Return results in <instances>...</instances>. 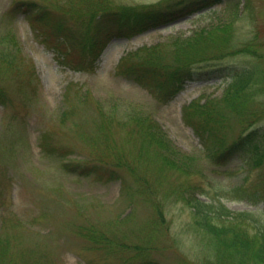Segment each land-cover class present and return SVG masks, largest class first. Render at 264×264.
Segmentation results:
<instances>
[{"label":"rangeland","instance_id":"374dc122","mask_svg":"<svg viewBox=\"0 0 264 264\" xmlns=\"http://www.w3.org/2000/svg\"><path fill=\"white\" fill-rule=\"evenodd\" d=\"M24 1L44 6L48 2L0 0V88L7 98L0 103V264H132L130 257L140 253L156 264H204L205 260L209 264L217 260L218 245L204 244L200 237L203 230L187 203L195 196L205 202L218 200L233 213L250 211V230L264 225L262 202L254 205L251 199L238 200L229 193L243 176L249 184L256 181L258 171L240 160L212 166L183 117L186 106L194 101L202 104L206 97L223 105L221 96L231 91L226 73L256 65L253 55L239 53L253 31L262 46L248 50H257L264 58V0H223L164 26L111 36L90 65L93 70L66 65L47 48L15 7ZM109 1L142 6L163 0ZM63 3L67 8L80 7L76 0ZM59 6L53 8L52 20L66 18ZM236 16L232 50L222 48L223 57L200 66L220 70L222 76L203 73L186 81L176 94L160 99L116 75L124 56L157 44L169 53L177 40ZM69 18L68 25L79 33ZM77 91L82 97L75 96ZM159 132L161 136H155ZM161 139L175 150L173 154ZM114 149H120L128 162L134 160L139 169L136 177L122 172L120 179L107 181L105 170L111 169L102 168L106 161L100 160ZM152 159L161 164L151 163ZM97 162L103 178L68 172L74 164ZM146 179L152 190L141 191ZM201 190L204 195H197ZM157 201L159 209L153 206ZM90 231L111 239L112 251L95 247L98 242ZM137 245L147 249L137 251Z\"/></svg>","mask_w":264,"mask_h":264},{"label":"trees","instance_id":"16d2710c","mask_svg":"<svg viewBox=\"0 0 264 264\" xmlns=\"http://www.w3.org/2000/svg\"><path fill=\"white\" fill-rule=\"evenodd\" d=\"M60 1L48 0L45 6L37 1H24L16 3L15 7L25 15L24 18L34 28L36 35L41 37L44 45L59 54L62 62L69 66H85L87 62L92 65L111 35H131L155 28L223 0H163L142 6H119L109 0H76L79 9L69 4L67 8L64 0ZM224 1L228 3L231 0ZM57 5H62L59 7L66 18L61 16L52 20L53 8L58 7ZM237 16L228 23H211L191 38L177 40L169 53L162 51V45L157 44L141 49L145 53L139 57L134 56L140 51L124 56L116 67V75L132 80L160 99L162 95L176 94L186 81L198 79L204 76L203 73L214 77L222 76L220 70H209L200 66L223 57L220 51L222 48H226V51L232 50V36L236 28L232 35L231 33ZM68 18L76 22L80 28L79 33L72 29V25H68ZM6 39L9 44L11 39L8 35ZM249 46H262L257 32L253 31L250 39L239 48V53L253 55L256 65L227 71L226 74L231 78L228 84L231 91L221 96L223 105H214V99L206 97L202 104L194 101L186 106L183 117L199 138L201 148L208 154L212 166H225L234 160H240L249 170L258 171L256 181L252 184L247 183V176H243L238 186L230 188L232 190L229 193H234L231 197H237L238 200L248 198L254 205L259 202L264 205V58L257 50H248ZM13 47L16 48V44ZM71 89L70 86L68 93ZM74 94L82 97L79 91ZM6 99L5 92L0 88V103H4ZM187 111L190 114H185ZM155 136H161L160 132ZM161 143L168 153L173 154L175 150L169 147L166 140L161 139ZM163 158L167 161L164 156ZM102 161L112 164H102V168L111 169L105 170L107 181L120 179L122 172L131 177L139 174L138 167L132 164L134 160L128 162L120 149H114L109 156L100 160L101 163ZM100 162L84 167L74 164L75 167H70L68 172L85 176L94 174L103 178L104 170ZM153 162L161 164L152 159L151 163ZM143 183L141 191L152 190L150 180L146 179ZM153 192L150 191L149 195ZM197 195H204V192L201 190ZM158 196L159 192L156 198ZM187 203L192 210V219L203 230L200 236L203 243L213 242L218 245L214 249L217 260L210 261L209 264H264V225L250 230L247 219L250 211L233 213L218 200L209 199L205 202L197 196L192 201L189 199ZM153 206L156 209L161 208L159 201ZM157 216L162 219L161 215ZM88 234L98 242L97 246L94 244L98 249L108 251L113 246L111 239L103 236V233L90 231ZM116 245L118 244L114 246ZM121 247L130 246L123 244ZM143 247L135 246L137 251ZM138 256L128 255L127 260L130 257L129 262L132 264H156L149 258L141 257V253ZM38 260V263H42Z\"/></svg>","mask_w":264,"mask_h":264}]
</instances>
